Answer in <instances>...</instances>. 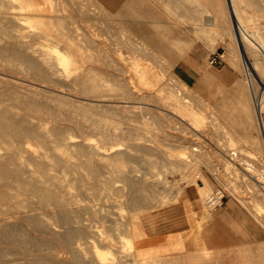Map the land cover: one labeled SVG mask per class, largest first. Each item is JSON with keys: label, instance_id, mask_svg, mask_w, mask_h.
Masks as SVG:
<instances>
[{"label": "bare ground", "instance_id": "1", "mask_svg": "<svg viewBox=\"0 0 264 264\" xmlns=\"http://www.w3.org/2000/svg\"><path fill=\"white\" fill-rule=\"evenodd\" d=\"M110 1L115 3L114 5L125 2L124 7L127 9H134L135 2L137 6L140 2ZM141 1L142 4L151 3L149 0ZM159 1H167L168 5L175 6L176 9L174 6L169 7L178 18V21L172 20L175 25L178 26L180 22L190 24L198 34L191 39L176 35L177 46L182 51L192 47L200 36L213 40L219 28L229 30L235 40L237 39L238 47L243 52L259 118L258 128L264 142V74L262 70L260 75L259 66L257 67L260 59L264 65V30L251 26L253 19L264 15V2ZM107 2L110 5L111 2L107 0L106 4ZM104 3L105 0H0V264H157L162 256H154L152 260L141 259L145 254L139 249L138 240L145 236L147 231L142 228L141 217L146 224L148 222L152 226H158L155 216L158 217L161 211L145 214L144 211L168 204L174 197L164 193L169 187L163 177L161 178V174L152 169L159 161L154 164L153 158L146 154L157 147L161 152V162L172 160L180 166L194 168L198 167L199 161L210 163L214 159V154L204 147V142H200L196 136L187 135L190 134L189 131H192L193 135L204 134L193 121L201 120L203 112H210L203 102V96L191 91L185 79L172 72L171 60L166 61L159 57L158 48L164 47V43L153 45L152 36L150 38L144 34L150 29L147 20H152L151 24L161 29L164 23L161 24L160 20L154 18L157 15L151 17V12L147 13L150 11L149 7L145 5L147 11L145 8H142L144 11L139 10L138 7V10L134 11L132 21L137 23L139 30L129 27L128 19L116 27L113 26V15H110L111 7L109 10L107 6H103ZM93 4L102 9L103 17L98 15L100 11L96 10ZM68 5L71 15L68 13ZM75 15L87 21L81 30L70 20V16ZM91 19L92 22H89ZM93 19L106 21V24L99 25L97 21L93 22ZM112 27L114 29H111ZM184 33L185 30L181 29L180 34ZM105 36L111 42L110 47H106L102 41ZM175 38L172 39L173 42ZM122 45L128 53L135 52L131 55H121H126L124 58H135L128 59V63L134 65L137 70L140 85L149 88L147 92H142L140 90L143 89L138 87L137 92L138 89L134 91L131 85L126 84L125 98L135 96L136 92L138 98L147 94L158 98L162 108L159 110L162 112L152 118L157 121L167 138L175 137L179 140L178 145L181 148L188 147L192 152L191 156L182 153V149L170 152L165 147L169 141L165 140L166 138H161L153 145L149 137H144L133 140L127 147L126 141L117 140L122 135L118 130L106 133L108 146L101 141L104 138L94 136L99 132L104 135L100 131L103 123L101 124L98 116L104 108L100 97L102 86H99V89L100 79L94 75L99 70L97 60L101 59V54H105L110 65L109 63L116 59L112 52L119 53ZM138 55L146 59L151 58L154 65L150 60L143 62ZM256 70L262 89H258L254 81ZM121 79L125 80V76ZM121 79L119 82L122 83ZM156 83L160 85L156 86ZM115 100L113 101L116 103ZM150 104H138L141 109H138L136 104L135 108L139 113L143 111L154 114L155 110L153 109V113ZM137 109L132 111L137 112ZM212 125L219 128L217 121H213ZM134 128L133 124L131 130ZM191 137L197 144L185 143V139ZM225 141L217 145L218 149L226 154L223 166L230 167L236 179L248 177V180L262 181L264 174L259 171L261 166L257 163L258 160L249 153H243L239 148L229 146ZM171 143L177 146V143ZM152 151L151 153L154 152ZM239 158L245 166L237 162ZM221 171L216 172L218 177L222 175ZM184 174H189L188 178L191 175L190 171ZM198 175L199 177H192L193 180L190 178L197 186L195 207L208 194H213L209 197L210 205L220 203L223 191L214 188L213 183L201 174V171ZM260 177L263 179L260 180ZM259 204L264 208L263 202L259 201ZM254 213L258 217L261 215L258 211ZM206 215L211 217L212 211ZM203 225L201 219L199 226ZM127 246L130 247L129 250L126 249ZM177 258L173 260L176 261ZM242 258L238 261L236 259L237 262L233 264H264V261L257 260V257L252 258V262ZM201 261L202 258L198 257L196 262Z\"/></svg>", "mask_w": 264, "mask_h": 264}, {"label": "rangeland", "instance_id": "2", "mask_svg": "<svg viewBox=\"0 0 264 264\" xmlns=\"http://www.w3.org/2000/svg\"><path fill=\"white\" fill-rule=\"evenodd\" d=\"M106 1L107 0H105V3L103 6L104 7L107 6V8L111 7V10L109 8L110 15L114 16V17L112 16V19L114 22V24L113 23L112 24H113V26H116V27L121 26L122 22H124L128 19L127 21H130L128 26L134 30H139L137 23L132 21V20H133V17H134L136 10L139 9V10L144 11V9H142V8H145L146 6L149 7L148 10H150V11H148L147 13L151 12V13H149L151 17L152 16L154 17L155 15H157L154 18H157L158 20H160L161 24L164 23L162 26L163 28L162 29L158 28L156 25L151 24L152 20H147V23L150 24V27H149L150 29H148L146 32H144V34L146 36H149V37L152 36L153 40L152 39L151 40H152L153 45L164 43V47H159L162 51L158 48L159 57H162L166 61L171 60L170 69L172 70V72L177 77L179 76V78L185 79L186 85L189 87V89L191 91H193L194 93L197 92L198 94L200 93V95L203 96L202 98H204L203 99L204 104L208 107L210 112L213 111L211 113V115H210V112L208 113V111L205 113L203 112L202 113L203 115L201 118V120H203V121H201V120L196 121L193 119L194 123L198 126L200 131H202L204 134H196V135L194 134L193 135L192 131H189L190 134H187L189 136L192 135V137L196 136L197 139L200 140V142H202V143L204 142L203 143L204 147L208 151L211 150L210 152L212 154H214V156H213L214 159L212 161H210V163H209V161L205 162V160H202V161L198 162V167L194 168V167H190V166H180V165L176 164L175 162H172V160H171V162H170V160H168L169 162L168 161L161 162L159 160L161 158V156H160L161 152L155 146H154L155 148L153 147L154 149L152 148L155 153L152 150H150V153L146 154L147 156H150L151 158H153L152 162L154 164H155V161H159L155 164V166L152 167V169L157 174H159V175L161 174V178L163 177L162 179L166 181V184L168 185L169 189L167 188V185H166L167 189L165 190L166 192L164 191V193L165 194L167 193L168 196H173L174 199H171V202L168 204H164V205L155 207L153 209L146 210V211H144V214L147 212H150V211H158V210L161 212H167V211L172 210V208H174V207L175 208L178 207L183 213L181 212L180 216L177 218V224H179L184 231V233L182 232V235H183V238L186 242V245H185L183 251H179V252H158V253H152V254H145L141 259L146 258L148 260L149 259L152 260V258L154 256H158L160 258L162 256L161 261L157 264H163V263H165V264H178L181 260L182 261L179 264H183V263H185V264H191V263L192 264H205V263L206 264H229V263L233 264V263L237 262L239 260V258L241 259L242 256L244 257V258H242V260H244V261L252 262L250 260H253L254 258L255 259L258 258L257 260H259V261L260 260L264 261V247H262L264 244V227H263L264 226V221H263L264 220V215H263L264 214V208L261 207L259 204V201L264 203V187H263L264 186V183H263L264 182V179H263L264 176H263V178L260 177V180L263 179L262 181L248 180L249 179L248 177H247L248 179L243 178V177H237L238 179H236L234 174H233V170L230 167L223 166L224 164L222 162H223L224 156L226 154L224 152L220 151L218 149V146H217V145H219V143L222 144L226 140L225 142H227L229 146H233L234 148H239V149H241V151L243 153H247V154L249 153L256 160H258L257 163L261 166L259 171L262 172V175L264 174V142L262 139L261 130H260V128H258L259 127V124H258L259 118H258V113H257L256 105H255L253 94H252V89H251L250 82H249L250 81L249 75H248V72L245 68L246 66H245V62L243 59V52H241L240 47H238L237 39L235 40V38L232 36L231 32L229 33V30L219 28V31H217L215 33V38L213 40L210 39L209 37L207 38V36H200L199 38L196 39V41L192 47L188 48L185 51H182L177 46L178 44L176 43L177 41L175 38L176 35H177V37L182 36V37H184V39H191L193 37L195 38L198 34L195 31L194 27L190 26V24L185 25L184 23H181V22L178 23L177 22L178 23V26H177L173 23L174 22V21H172L173 19L178 21V18H176L175 14L169 10L170 9L169 7H172L174 5H172V4L168 5L167 1L165 3H163L159 0H156V1L155 0H149L152 4L148 3V5H147L145 3L142 4L141 3L142 1L140 0V2L138 3V6L135 5L136 2L133 5L134 9L133 8L127 9L126 7H124L125 2L124 3L120 2V3H117L116 5H114L115 3L113 4L112 1L108 0L109 2H111L109 5L108 2L106 4ZM135 1H137V0H135ZM261 1L264 2V0H261ZM112 4H113V8H112ZM140 5H142V6H140ZM153 5H154V7H153ZM92 6L94 8L96 7V10L100 11L98 13V15H100L101 17L104 16L102 9H99L100 7H98L95 4H93ZM68 7H69L68 10H70L69 5H68ZM137 7H138V9H137ZM139 7H141V8H139ZM163 8H165V9H163ZM173 8H175V6ZM68 10H66V12ZM145 11H147V9ZM68 13H70V15H71V13H72L71 10L68 11ZM116 13H118L119 15H117ZM167 15H169V16L167 17ZM260 17H258L259 19L258 18L253 19L251 21V26L254 28H256V27L260 28L261 27V30H264V15L260 16ZM112 19H110L111 22H112ZM70 20L72 21V24H75L76 26H78L80 30L83 28V26L87 22L85 18L83 19L79 15L70 16ZM94 21H97L99 23V25H102V23H103L102 26H104V24H106L105 23L106 21L102 22L99 19H93V22ZM253 21H255V23H252ZM89 22H92V19ZM164 25H166L167 28H165ZM216 25H214V27H218ZM232 26L233 25L231 24L230 29L233 28ZM191 27H193V28L191 29ZM111 29H114V28L112 27ZM181 29L185 30V33L183 35L180 34ZM189 31H191V32H189ZM160 35H162V36L160 37ZM123 36H125V34ZM205 37H206V39H205ZM164 38H166V39H164ZM174 38H175V40L173 42L172 39H174ZM102 41L106 47H110L111 42H109V39H107L106 36L104 37V39ZM165 42H167V43H165ZM88 50H89V48H88ZM121 53L126 54V55L127 54L131 55L132 53L135 54V52H131V53L129 52L128 53L126 50V47L124 45H122L119 53L112 52L113 56H115L117 61L115 59V61H113L112 63L110 62L109 63L110 65H108V59H106L107 56L105 54H101V59L99 58L97 60L99 70H97V72H95L94 75L98 78V80L100 79L99 80L100 82H102V83H100L98 81V87L102 86L101 87L102 89H100V87H99V89H100V93H101L100 97L102 98V102L104 103V108H103L104 112H102L103 109H101L98 116H99L101 124L102 123L104 124V126H102L103 125L102 124L101 128H100L101 129L100 131L103 132L104 135H102V133L99 132V134H95L94 136H97V137L100 136V138H104V139H101V141H103V143H105V145L108 146L109 144H108V139L106 138V133H108L112 130H118L119 132L122 133V135L120 137H118L117 140L123 141V142L126 141L125 144H127V147L130 146L129 144H132L131 142L133 140L136 141L138 139H144V137L145 138L149 137V141H151L152 144L154 143L153 145H156L155 143H157V141H159L161 138H166L165 140H169V141H167V145L165 144V147H167L170 152L173 153V152H177L178 149H182V151H184L182 153L191 156L192 152L190 151V149L188 147H186V148L184 147L185 149L183 147L181 148V146L178 145L179 140L176 139L175 137L170 136L167 138L166 135H164L163 131L157 125V121L155 119H153L154 115H157V114L159 115L162 112V111L160 112V110H162V108L160 107L161 103L157 101L159 99L155 98V96H152L150 94H147L141 98L140 97L138 98L137 92H139V88L143 89V90H140L142 92H145L149 88L147 89L146 86H144L143 84L140 85V82L137 79L138 78V73H136L137 70H135L134 65L132 66V64L130 65V63H128V61L130 59L133 60L135 58L134 57L124 58V56H126V55L122 56ZM215 55L219 56V62L214 63L215 64L214 65V64L210 63V59ZM137 57L140 60H142L143 62H145L147 60L148 61L150 60L149 62L152 61L151 58L146 59V58H143L141 55H138ZM102 58L104 61L102 60ZM261 60L262 59H260L259 63H257V67L259 66L258 70L260 72V75L262 72H263L262 74H264V65L262 64ZM105 63H106V66H105ZM118 64H120V65H118ZM151 64L154 65V63H152V62H151ZM225 64H226V66L224 67L225 70H226V68L231 67L236 72L230 71L229 72L230 76L225 77L224 74L222 73L223 69H221L222 65H225ZM111 65H113V66H111ZM114 65H116V66H114ZM121 65L123 68L121 67ZM100 67H102V68H100ZM124 67H126V69ZM211 68L215 69L217 71L216 79L219 80L217 82L215 81L214 83H211L209 80H207V78H205L207 71ZM123 69H124V71H122ZM107 70L109 72H105ZM110 71L112 74L110 73ZM112 71L117 72L118 74L117 73L114 74ZM255 73H256V75L254 76V81H256L255 83H256L258 89L259 88L262 89V83L260 81L259 73H257V70L255 71ZM114 75H115V77H114ZM118 75H120V76H118ZM122 76L123 77L125 76V80H123V81L121 79ZM163 76L165 77V75H163ZM262 76H264V75H262ZM116 77H118V79ZM127 78H128V80H127ZM120 79H121L122 83L119 82ZM124 81H126L127 83L125 82V84H124L123 83ZM130 81H132V82H130ZM126 84L131 85L132 90H134V91L136 89H138V90H136L137 92H136L135 96H133L134 99H132L133 97L125 98V94H126L125 91L127 89ZM157 85L159 86L160 84L156 83V86ZM156 86L154 85V87H156ZM126 96H127V94H126ZM146 96H147V98H146ZM111 97L113 100H115V98H116V100H115L116 103L118 102L120 105L117 103V106H116V103L113 100H111ZM106 98H108V99H106ZM103 99L105 101H103ZM107 100L110 102H108ZM118 100H120V102ZM105 102L107 103V105ZM112 102H114L115 104L114 103L112 104ZM122 102H124V103H122ZM144 103L145 104L151 103L150 105H151V107H153V108H151V110L153 113L155 110V113L150 114L149 112L146 113V112H143L141 110H140L141 112L139 113L138 109H141L140 108L141 106L138 104H144ZM108 104H109V106L113 105L114 107L111 106L113 109H111V107L109 108ZM157 104H159V105H157ZM135 105H136V107H138V106H140V107H138V109H137V108H135ZM123 106H125V107H123ZM158 107H160V108H158ZM247 107H249L251 109V111L249 108L247 109ZM105 108L111 109L112 111L111 110L109 111L108 109H105ZM129 109H130V112H129ZM133 109H137V112L140 115L135 110L132 111ZM123 110H125V111H123ZM131 112H133V113H131ZM206 113H207V115H206ZM108 114H110V115H108ZM130 114L133 116H129ZM263 115H264V111H263ZM246 117H248V118L246 119ZM214 118H215V120H214ZM247 120H249V121H247ZM174 121L175 120H172V122H174ZM213 121L218 122L219 128L212 125ZM150 122H152V123L150 124ZM146 123H149V124H146ZM133 124L135 125V128L131 130V126ZM111 125H112V127H111ZM186 129H188V128L186 127ZM141 131H142V133H141ZM130 133H132V134H130ZM177 133H182V132L177 131ZM233 133H234V135H232ZM128 134H130L131 136ZM192 137L188 138V139L186 138L185 143L197 144V142L194 141L192 139ZM171 142L177 143V146H179V147L175 146V144L172 145L173 143H171ZM151 151L153 153H151ZM217 151L219 154H217ZM219 151L223 154H221ZM157 153H158V155H157ZM237 162H239L241 165L245 166V164L243 163L241 158H239L237 160ZM158 163H161L162 166L157 165ZM167 163H168V166L170 168H168ZM215 164H216V166H215ZM185 167H187V168H185ZM171 168H172V170H171ZM220 168H222V169H220ZM182 169H183V171H182ZM185 169H186V171H184ZM215 169H217L219 171L222 170L220 172L222 175L218 177L217 173L219 171H217ZM189 171H190L191 175L188 178L189 174L185 175L184 173L185 172L189 173ZM197 171H198V173H200V171H201V174L203 173L207 177V179L213 183L214 188H216L217 190L223 191L222 200L217 205H215V204L210 205L209 204V199L211 198V196L213 194H210V196L208 194V195L204 196L202 201L199 202L198 206L195 207L196 202H197L196 201V199H197L196 187L197 186L195 185L194 182H192V180L195 177H199ZM251 171L256 172L254 169H251ZM256 174H257V172H256ZM195 175H197V176H195ZM114 177H118V175H114ZM233 177L235 178V180ZM190 178H192L191 181H190ZM249 181H251V182H249ZM232 182L234 184H229ZM256 182H258V183H256ZM261 182L263 185L261 184ZM247 187H249V188H247ZM244 190H246V191H244ZM175 198H178V200H175ZM210 211H212V216L208 217L206 214H209ZM255 211L260 212V214L263 216H261V215H260V217L256 216L254 213ZM201 217H203V218H201ZM201 219L204 222L205 226L209 225V224H213V223L220 224L222 226V228L226 229L227 231H229L233 234V240L219 241V242L211 241L210 236L208 237V235H206L205 232L202 231V228L199 227V222ZM141 223L143 224V225L141 224L142 228H144L146 230H148V227L150 225H151L150 228L152 227V229L154 227L157 228L159 226V223L157 224L158 226H152V224L151 223L148 224V222H147V225H145L146 222L143 221L142 217H141ZM130 226H133V225L130 224ZM146 230H144V231H146ZM146 234H147V231H146ZM129 248L130 247L127 246L126 249L129 250ZM203 253H204V255H202ZM196 254H197V256H196ZM179 256L182 257L181 260H179L180 259ZM205 256H207V257H205ZM177 257H179V258H177ZM198 257H199V259L202 258V261L204 259L205 260L203 262L202 261L196 262ZM176 258L178 260L174 261ZM236 259H237V261H236ZM207 261H209V262H207ZM255 263L256 262H254V264ZM131 264H137V263H131ZM148 264H150V263H148Z\"/></svg>", "mask_w": 264, "mask_h": 264}, {"label": "crops", "instance_id": "3", "mask_svg": "<svg viewBox=\"0 0 264 264\" xmlns=\"http://www.w3.org/2000/svg\"><path fill=\"white\" fill-rule=\"evenodd\" d=\"M215 65V64H214ZM225 65H222V73L225 77L230 76L229 72H236L231 67L224 69ZM217 71L215 69H209L205 75L207 80L211 83L219 81L216 79ZM182 211L177 208L167 212H161L158 217L155 216L159 223V226L155 229L148 227L147 234L138 240V247L144 254L158 253V252H179L183 251L186 242L183 238L182 227L177 224V218ZM183 213V212H182ZM164 214V216L162 215ZM147 225V224H146ZM202 231L205 232L211 241H230L233 240V234L226 229L222 228L220 224L213 223L203 226ZM264 227V226H263Z\"/></svg>", "mask_w": 264, "mask_h": 264}, {"label": "built area", "instance_id": "4", "mask_svg": "<svg viewBox=\"0 0 264 264\" xmlns=\"http://www.w3.org/2000/svg\"><path fill=\"white\" fill-rule=\"evenodd\" d=\"M219 62V56L215 55L210 59V63L214 64V63H218Z\"/></svg>", "mask_w": 264, "mask_h": 264}]
</instances>
